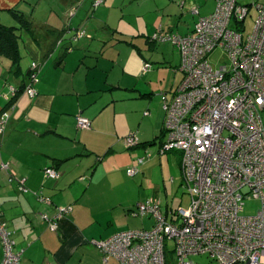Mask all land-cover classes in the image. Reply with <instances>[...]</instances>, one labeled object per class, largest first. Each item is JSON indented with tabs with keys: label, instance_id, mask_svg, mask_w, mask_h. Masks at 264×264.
I'll return each mask as SVG.
<instances>
[{
	"label": "crops",
	"instance_id": "crops-1",
	"mask_svg": "<svg viewBox=\"0 0 264 264\" xmlns=\"http://www.w3.org/2000/svg\"><path fill=\"white\" fill-rule=\"evenodd\" d=\"M104 1L106 8H117L115 0ZM258 1L261 2L254 0L246 5ZM134 2L143 7L142 0ZM91 5L94 0H0V23L18 25L14 14L32 22L31 32L22 31L19 66L9 57L0 58V115L10 101L15 105L5 135L0 137V219L13 233L16 250L23 251L20 264H120L115 259L104 263L97 243L121 232L151 229L154 220L132 217L130 211L134 209L130 208L136 201L127 199L132 198L140 177H156V168L162 175L166 155L177 156L181 169L178 153L160 152L166 141L162 102L172 99L183 81L179 70L181 56H133L134 68L124 66L125 74H137L141 59L153 64L155 70L152 66L154 71L147 72L144 81L138 80L142 83L130 78L129 86L112 78L110 64L120 58L117 54L121 46H131L133 42L128 41V32L113 29L108 23L114 17H93L95 12L89 16ZM163 9L159 3L149 14L171 20L178 15L176 10L164 13ZM203 12L200 10V15L208 16L211 10ZM133 15L138 18L145 14ZM183 16L182 11L181 20ZM193 17V27L192 21L187 22L180 35L194 31L198 18ZM91 18L96 21H90ZM84 23L91 25L88 29L93 40L72 43L74 54L60 53L64 44V50L68 47L71 31H79ZM175 28H180L179 22L165 30L173 32ZM99 30L102 37L96 33ZM148 30L149 24L145 31ZM146 34L149 36H142L150 38L151 33ZM63 38L65 42L58 48L57 42ZM111 43L112 53L106 56L105 50ZM148 43L146 40L148 51L155 50ZM22 47L32 54L27 66L23 64ZM93 50H100V55L95 56ZM34 63L39 67L37 95L31 98L22 92L14 97L13 92L24 90L27 85ZM104 64L105 69H99ZM156 95L159 100L154 104ZM80 116L91 121L90 130L78 128ZM132 135H137L141 143L127 150L125 140ZM155 146L161 158H152L140 166L139 178L131 187L128 184L129 188H124L126 180L129 182L128 171L137 166L142 152L147 153ZM2 164L8 165V173L1 169ZM50 168L62 173L60 180L46 178L45 170ZM171 183H175L174 178ZM63 207H71L72 211L58 216V209ZM176 211L163 209L170 221ZM44 215L59 222L56 231L42 219ZM3 259L4 246L0 240V264Z\"/></svg>",
	"mask_w": 264,
	"mask_h": 264
},
{
	"label": "built area",
	"instance_id": "built-area-1",
	"mask_svg": "<svg viewBox=\"0 0 264 264\" xmlns=\"http://www.w3.org/2000/svg\"><path fill=\"white\" fill-rule=\"evenodd\" d=\"M102 2L94 0V6ZM252 6L258 17L251 35L245 26L251 6L216 0L209 16L193 10L198 20L191 34L163 37L179 51L184 78L173 98L164 101L167 138L160 152L180 155L183 187L191 203L174 213V221L165 216L160 201L151 198L140 204L132 214L153 219V227L98 242L105 263L115 259L120 264H191L190 257L207 255L218 264H264V3ZM85 36L79 30L76 39ZM216 51L226 54L228 64L214 66L211 55ZM151 68L146 64L142 74ZM38 69L34 63L24 88L31 98L37 95ZM9 104L0 115V137L14 112V103ZM78 128L90 130L92 123L80 116ZM125 143L134 149L141 142L132 135ZM146 159L139 157L138 164ZM8 168L1 165L5 172ZM139 171L134 167L128 174ZM45 176L60 178L55 168L45 170ZM251 199L260 200L261 207L255 215H244L245 201ZM71 211L59 208L58 216ZM42 219L52 231L58 229L57 220L47 215ZM11 235L0 219L2 264L22 260L23 251L16 250Z\"/></svg>",
	"mask_w": 264,
	"mask_h": 264
},
{
	"label": "rangeland",
	"instance_id": "rangeland-1",
	"mask_svg": "<svg viewBox=\"0 0 264 264\" xmlns=\"http://www.w3.org/2000/svg\"><path fill=\"white\" fill-rule=\"evenodd\" d=\"M134 1H136V0H115V3L117 5L116 9H114L110 6H108L106 8V4H104V2H105L104 1L100 6L97 7V9L94 5H93V7L91 5V8L89 10V12H90L89 16L92 15V12H95L96 15L94 14L93 17H101L103 15H106L108 17H114L111 19V22H108L109 24H111L113 29L119 28L121 31H124L125 33L126 32L129 33L130 38L128 41L133 42V45L128 46L125 43L126 45L121 46V48L119 49V51H121V52L119 54H117V58H119V57L120 58L116 61H113L110 58L113 62L110 64V71H109L112 78H116L117 80L119 79L122 83H124L125 85H128V86L130 85V78L135 79L137 81V83H142L138 80L144 81L145 80L144 78L147 75V73L145 75L142 74L143 68H144L145 64L147 63V62L144 63L145 61L143 59H141L143 62L142 66L140 67L141 72L138 71L137 74H134V73L125 74L123 72L124 66L129 68V69L134 68L133 67V64H134L133 56H181L179 51L175 48V46L172 44L171 41L163 39V37L172 33V32H170L171 30L170 31L165 30L166 27H168L169 25L175 26L179 22L180 28L173 29V34H182V32H184L185 26L187 25V22L191 23V21H192L191 26L193 27V25H194L193 15L194 14H192V13H193V10L195 8H197L199 10V12H200V10L203 12L204 9H209V10H211V13L207 12L206 14L210 13V15L212 13H214L216 10V0H186L185 1L186 4L183 2L184 0H175V2H173L172 4H171V0H142L143 1V7H137L135 4L136 2H134ZM251 1H254V0H238V3L240 5H246L247 3H250ZM133 2H134V4H133ZM258 2L262 3V0H261V2L260 1H258ZM159 3H160V7L164 8L163 9L164 13H168L169 11L173 12L176 10L178 12V15L173 16V18L171 20V18L170 17L167 18V16L165 18H163V17L157 18L154 14H149V12L153 8H155ZM182 4H185V6L182 10L184 13V16L181 20V12L182 11H180V8H182L181 7ZM108 5H110V2ZM123 5H125L124 8H122ZM79 7L80 6L77 7V11H78ZM135 7H137V8H135ZM99 9H101V10H99ZM135 9H138V10H135ZM77 11H76V13H77ZM136 12H142L146 16L143 15L142 17L137 18L133 15ZM120 17H121V19H120ZM257 17H258L257 9L254 8V6H251L250 7V15L245 20L246 34L251 35L254 32L255 22L257 20ZM92 19L93 18H91L90 21ZM155 19H157V21H154ZM93 21H96V19H93ZM147 23L149 24V30H148L149 32L145 31V30H147V26H148ZM88 28H91L90 24H86V23L82 24L80 30H82V31L86 30L87 35L81 39H78V40H76V37H75V39L71 40L70 42L74 43V40H75V42H79L81 40L82 41L83 40H93V33L91 31H89ZM77 32L78 31H71L72 38H74V35H77ZM96 33L98 34V37L103 36V33L100 32V30H99V32H96ZM146 33H151L150 38H148L149 40L147 39V37L145 38L144 36H142L143 34L148 35ZM157 36L159 38H157ZM146 40H147V42L149 41L148 45L152 46V48L154 47L155 50L148 51V49H147L148 46L146 44ZM112 44L113 43L107 45V50H105V53H108V55H106V56H109L112 53V47H113V46L111 47ZM94 46L95 45H93V47ZM116 46L118 47V45H116ZM21 50H22L21 56H23V64L25 66H27L28 63L31 64V59L28 56H32V54L26 48L22 47ZM59 50L61 51L60 53L66 52V50H64L63 46ZM140 50H141V54H140ZM75 51H76L75 48L73 49V47H72V49L67 53L74 54L73 52H75ZM93 51H95V53H96V54H94L95 56L100 55V50H97V51L93 50ZM164 53L166 55H164ZM211 60L214 61L213 64L215 67L217 66L216 63L218 65H224V64H228V62H229L226 54L223 53L222 51H216L215 53H213L211 55ZM103 63L104 62H102V64ZM152 66L155 70V67L153 64H152ZM105 67H106V65L104 64L99 69L102 70V69H105ZM154 70H152V71H154ZM38 80L40 83V79H38ZM156 89L159 91L158 86ZM160 93L162 94L163 92H160ZM153 99H154L153 103L156 104L159 100V97L156 95V96H154ZM162 99H163V94L161 96V101H162ZM164 101L162 102L163 106H164ZM162 109H163V107H162ZM164 137L167 138V133L165 134ZM156 148L157 147L155 146V147L149 149L147 151V153L142 152L143 153L142 156H146V158H147L146 159L147 164L152 160V158H158V159L161 158L157 154ZM149 155H151V156H149ZM176 160H177V156H175L174 154H172L170 156L166 155L163 158L162 175L157 173L156 169H158V168H156L155 169L156 174H154V175H156V177H149L146 175H144V178L140 177V179L137 181L135 191L131 195L132 198L129 197V199H127L128 200L127 202L133 201V199H135V201H136L133 204V206H131L132 208H130V209H134V211L135 210L137 211L138 206L140 205L141 202L145 203L148 199H151V198L160 201L164 211L167 207L170 209L178 210L180 208L187 209L190 206L191 196L188 194L186 189L182 186L183 182L181 183V169H180L179 163ZM136 167H138L140 170V165L138 164V160H137V166ZM140 175H141L140 171L135 176H130L128 174L129 182L126 180V184L123 185L124 188L131 187V183L133 181L136 182L135 180H137ZM172 178L175 179L174 184L171 183ZM128 184H129V187H128ZM167 204H168V206H167ZM260 207H261V201L260 200H257V199L246 200L245 201V213H244V215H253V214L255 215L258 212V210L260 209ZM163 209H162V211H163ZM130 213H131V216L134 217V215L132 214V211H130ZM135 218H142V217L139 216V217H135ZM171 257L174 258V254L171 255ZM189 260H190L191 264H218L216 261L212 260L207 255L192 256V257H190Z\"/></svg>",
	"mask_w": 264,
	"mask_h": 264
},
{
	"label": "trees",
	"instance_id": "trees-1",
	"mask_svg": "<svg viewBox=\"0 0 264 264\" xmlns=\"http://www.w3.org/2000/svg\"><path fill=\"white\" fill-rule=\"evenodd\" d=\"M102 1L104 2V0H102ZM14 16L17 19L18 25L6 26V25L0 23V58L9 57L15 62V66H19V57L18 56H20V46H21L20 43H21V39H22L21 38L22 37V31L31 32L32 31V22H30L31 20L26 19L23 16H20L19 14H14ZM64 39L65 38H63L57 42V47L64 44V42H65ZM71 40H73V38H71L69 40V42L67 43L68 47L65 49L66 53L72 49V47H70V46H72V42H70ZM65 46H66V44H64V47ZM146 64H150V63L148 62ZM23 91L24 90H18L16 95H19V93H22ZM57 171L60 174V178L58 179V180H60L62 177V173L59 170H57ZM49 180H52V179H49ZM58 180H53V181H58ZM7 227L9 229V231L11 232L8 224H7ZM11 239H12V236H11Z\"/></svg>",
	"mask_w": 264,
	"mask_h": 264
},
{
	"label": "clouds",
	"instance_id": "clouds-1",
	"mask_svg": "<svg viewBox=\"0 0 264 264\" xmlns=\"http://www.w3.org/2000/svg\"><path fill=\"white\" fill-rule=\"evenodd\" d=\"M247 6H252V5H247ZM23 92H24V91H23ZM9 105H10V104H9ZM8 107H9V106H8ZM7 109H8V108H7ZM7 109H6V110H7ZM6 110H5V111H6Z\"/></svg>",
	"mask_w": 264,
	"mask_h": 264
}]
</instances>
